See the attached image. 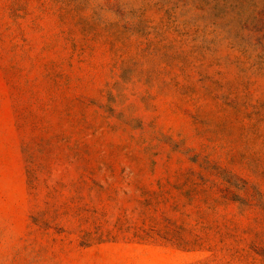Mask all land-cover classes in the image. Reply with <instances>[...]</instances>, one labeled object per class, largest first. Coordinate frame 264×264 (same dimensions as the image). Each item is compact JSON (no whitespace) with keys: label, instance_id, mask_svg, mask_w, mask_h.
<instances>
[{"label":"rangeland","instance_id":"obj_1","mask_svg":"<svg viewBox=\"0 0 264 264\" xmlns=\"http://www.w3.org/2000/svg\"><path fill=\"white\" fill-rule=\"evenodd\" d=\"M0 264H264V0H0Z\"/></svg>","mask_w":264,"mask_h":264}]
</instances>
